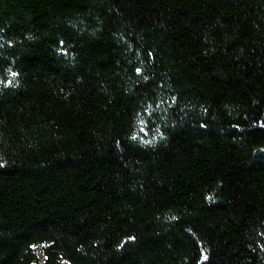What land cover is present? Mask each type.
<instances>
[{
  "label": "trees",
  "instance_id": "1",
  "mask_svg": "<svg viewBox=\"0 0 264 264\" xmlns=\"http://www.w3.org/2000/svg\"><path fill=\"white\" fill-rule=\"evenodd\" d=\"M0 264H264V0H0Z\"/></svg>",
  "mask_w": 264,
  "mask_h": 264
}]
</instances>
